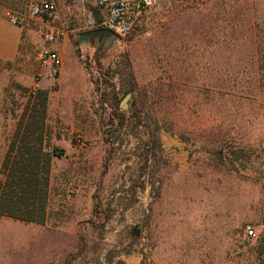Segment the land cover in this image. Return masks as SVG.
Here are the masks:
<instances>
[{"label":"rangeland","instance_id":"1","mask_svg":"<svg viewBox=\"0 0 264 264\" xmlns=\"http://www.w3.org/2000/svg\"><path fill=\"white\" fill-rule=\"evenodd\" d=\"M32 1L0 0L23 18L0 59V177L28 130L50 158L46 215L0 214V264H261L264 0H161L149 37L84 41L101 12L57 0L69 33L54 45ZM52 190L73 207L53 209Z\"/></svg>","mask_w":264,"mask_h":264},{"label":"built area","instance_id":"2","mask_svg":"<svg viewBox=\"0 0 264 264\" xmlns=\"http://www.w3.org/2000/svg\"><path fill=\"white\" fill-rule=\"evenodd\" d=\"M101 12L97 19L90 14L88 24L90 28H109L121 38L137 34L149 37L151 35L150 17L162 9L161 0H89ZM193 4H200L205 0H189ZM30 15L34 20L39 33L47 45H54L64 41L68 36V29L57 25V0H34L30 3ZM9 20L15 25H22L23 18L14 12H6ZM46 63L54 65V71L60 68L58 50L47 46L42 51ZM248 236H255L256 230L247 226Z\"/></svg>","mask_w":264,"mask_h":264},{"label":"trees","instance_id":"3","mask_svg":"<svg viewBox=\"0 0 264 264\" xmlns=\"http://www.w3.org/2000/svg\"><path fill=\"white\" fill-rule=\"evenodd\" d=\"M262 70L264 71V64ZM111 106L118 109V100L113 99ZM28 132L25 131L20 146H16V141L13 142L4 160L0 177V214L43 223L46 215L50 158L40 145L31 146ZM54 154H58V150H55ZM258 243L261 264H264V236L259 238Z\"/></svg>","mask_w":264,"mask_h":264},{"label":"crops","instance_id":"4","mask_svg":"<svg viewBox=\"0 0 264 264\" xmlns=\"http://www.w3.org/2000/svg\"><path fill=\"white\" fill-rule=\"evenodd\" d=\"M21 33V28L9 20L6 15V7L0 3V59L13 60L17 57ZM51 193L50 205L55 210L62 211L60 208L73 207L74 201H76V198L71 197L67 190L59 192L52 190ZM93 200L91 196L92 205L94 204ZM129 209L131 210L132 207ZM130 257H127L126 260L130 261Z\"/></svg>","mask_w":264,"mask_h":264},{"label":"water","instance_id":"5","mask_svg":"<svg viewBox=\"0 0 264 264\" xmlns=\"http://www.w3.org/2000/svg\"><path fill=\"white\" fill-rule=\"evenodd\" d=\"M101 36H104L107 39H111L113 37H119L109 28H100V29H96V30L85 32V33L81 34L80 40L84 41V40H88L89 38H93V37L99 38ZM119 38H121V37H119ZM129 97H130V95H128V98ZM126 102H127V99L124 101V104H126Z\"/></svg>","mask_w":264,"mask_h":264}]
</instances>
